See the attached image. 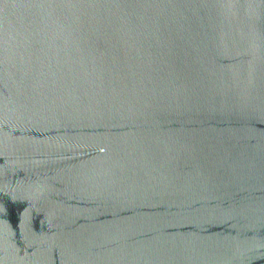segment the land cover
I'll return each instance as SVG.
<instances>
[{
	"label": "water",
	"instance_id": "water-1",
	"mask_svg": "<svg viewBox=\"0 0 264 264\" xmlns=\"http://www.w3.org/2000/svg\"><path fill=\"white\" fill-rule=\"evenodd\" d=\"M0 264H264V0H0Z\"/></svg>",
	"mask_w": 264,
	"mask_h": 264
}]
</instances>
